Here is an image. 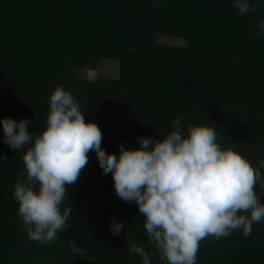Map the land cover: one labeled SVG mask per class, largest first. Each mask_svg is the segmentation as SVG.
<instances>
[{
	"label": "trees",
	"instance_id": "trees-1",
	"mask_svg": "<svg viewBox=\"0 0 264 264\" xmlns=\"http://www.w3.org/2000/svg\"><path fill=\"white\" fill-rule=\"evenodd\" d=\"M261 20L264 5L240 15L232 0H0V117H27L31 131H42L50 94L62 85L98 123L109 152L118 155L121 142L138 147V136L163 139L156 126L171 130L179 116L185 131L212 126L222 147L255 162L264 158ZM104 59L117 63L115 76L82 74ZM24 151L4 142L0 124V264H143L127 233L161 264L145 217L117 195L94 150L67 185L69 224L51 244L28 239L14 196L26 179ZM257 191L264 203V186ZM113 215L125 224L119 235ZM252 228L206 237L196 264H264V221Z\"/></svg>",
	"mask_w": 264,
	"mask_h": 264
},
{
	"label": "clouds",
	"instance_id": "clouds-1",
	"mask_svg": "<svg viewBox=\"0 0 264 264\" xmlns=\"http://www.w3.org/2000/svg\"><path fill=\"white\" fill-rule=\"evenodd\" d=\"M240 15L257 11L264 0H232ZM264 35V20L256 25ZM85 110L71 90L57 86L49 97L46 127L31 131L27 117H0L4 142L25 149L26 179L15 185L18 214L28 239L53 243L66 228L72 206L62 207L67 185L76 182L95 151L104 174L111 173L117 195L133 202L145 217L148 239L161 264H196L200 242L228 237L234 230L245 236L253 223L264 221V203L257 185L264 186V158L253 162L233 147H222L214 127L189 124L177 116L163 139L138 136V147L119 144V154L102 147V129L85 119ZM155 126V125H154ZM0 158L7 157L0 154ZM23 175V173H22ZM123 221L113 215L110 229L119 235ZM129 251L143 264L149 252L130 239Z\"/></svg>",
	"mask_w": 264,
	"mask_h": 264
},
{
	"label": "rangeland",
	"instance_id": "rangeland-1",
	"mask_svg": "<svg viewBox=\"0 0 264 264\" xmlns=\"http://www.w3.org/2000/svg\"><path fill=\"white\" fill-rule=\"evenodd\" d=\"M158 39L163 42H169V43H176V44H183L185 43L184 40L169 37L166 35H159ZM117 63L114 60H100L97 65L94 68L86 69L82 72V74H85L89 77H95L98 75H109V76H115L117 74ZM84 169V168H83ZM82 169V171H83Z\"/></svg>",
	"mask_w": 264,
	"mask_h": 264
}]
</instances>
